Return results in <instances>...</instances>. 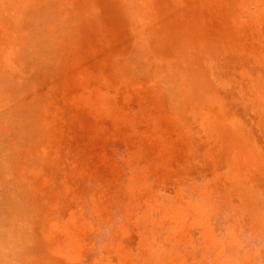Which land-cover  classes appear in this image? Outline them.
I'll use <instances>...</instances> for the list:
<instances>
[{"label":"rangeland","instance_id":"374dc122","mask_svg":"<svg viewBox=\"0 0 264 264\" xmlns=\"http://www.w3.org/2000/svg\"><path fill=\"white\" fill-rule=\"evenodd\" d=\"M0 264H264V0H0Z\"/></svg>","mask_w":264,"mask_h":264},{"label":"bare ground","instance_id":"6f19581e","mask_svg":"<svg viewBox=\"0 0 264 264\" xmlns=\"http://www.w3.org/2000/svg\"><path fill=\"white\" fill-rule=\"evenodd\" d=\"M38 11V10H37ZM37 11H34V12H37ZM39 12V11H38ZM42 12V11H41ZM51 15V14H50ZM52 16V15H51ZM50 16V17H51ZM49 17V16H48ZM32 20V23H33V26H35V27H37V26H40L41 25V29L43 28V24H39V23H37L38 21H40L35 15H34V17L31 19ZM51 21V20H50ZM40 23H42L41 21H40ZM45 26V25H44ZM45 28V27H44ZM33 29H34V27H33ZM32 28H31V31L33 30ZM58 29V28H57ZM43 30V29H42ZM55 30V29H54ZM53 30V32H54V36L55 37H57V39H59L58 37L60 36V32H56V31H54ZM49 33L51 32L52 33V31L50 30H47ZM62 34H63V32H62ZM32 35V34H31ZM41 36V35H40ZM53 36V35H52ZM55 37H52V39H54V40H57ZM37 40H38V38H36ZM36 40V41H37ZM41 41H43V40H41ZM45 42V41H44ZM53 42V41H52ZM46 43V42H45ZM33 45L34 46H39V47H42L41 45V42H33ZM54 47H57V45H55ZM48 48H51V47H48ZM37 52H39V50L37 51ZM42 54V53H41ZM34 55V54H33ZM57 55V54H56ZM34 56H36V55H34ZM45 59V58H44ZM247 59V58H246ZM249 59V58H248ZM46 60V59H45ZM50 61V60H49ZM245 61V60H244ZM56 62V61H55ZM44 64V63H43ZM53 67V66H52ZM43 70V69H42ZM41 71V70H40ZM43 71H45V70H43ZM262 72V71H261ZM192 80V79H191ZM191 80H190V82H191ZM198 81V80H197ZM196 85V84H195ZM193 87V86H192ZM202 87V89H203V86H201ZM195 88V87H194ZM200 88V87H199ZM193 89V88H192ZM200 90H201V88H200ZM211 90V89H210ZM205 92V91H204ZM226 95V94H225ZM194 96V95H193ZM193 96H191V97H193ZM24 151V150H23ZM26 152H28L27 150H26ZM30 153H32V152H30ZM27 154V153H26ZM46 261V260H45Z\"/></svg>","mask_w":264,"mask_h":264}]
</instances>
